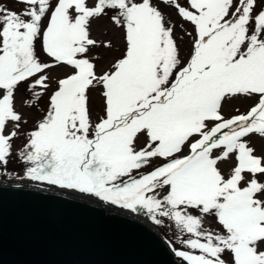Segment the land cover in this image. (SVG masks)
Listing matches in <instances>:
<instances>
[{
  "label": "snow or ice",
  "instance_id": "1",
  "mask_svg": "<svg viewBox=\"0 0 264 264\" xmlns=\"http://www.w3.org/2000/svg\"><path fill=\"white\" fill-rule=\"evenodd\" d=\"M8 2L0 176L168 222L177 264H264V0Z\"/></svg>",
  "mask_w": 264,
  "mask_h": 264
},
{
  "label": "water",
  "instance_id": "2",
  "mask_svg": "<svg viewBox=\"0 0 264 264\" xmlns=\"http://www.w3.org/2000/svg\"><path fill=\"white\" fill-rule=\"evenodd\" d=\"M177 261L168 241L145 220L51 188L0 181V264Z\"/></svg>",
  "mask_w": 264,
  "mask_h": 264
},
{
  "label": "rangeland",
  "instance_id": "3",
  "mask_svg": "<svg viewBox=\"0 0 264 264\" xmlns=\"http://www.w3.org/2000/svg\"><path fill=\"white\" fill-rule=\"evenodd\" d=\"M5 2L8 3L9 8H12L14 10H18L19 8L22 7V5H18L16 3L8 2V0H5ZM172 19L175 21L176 17L172 16ZM177 23H178V21H177ZM107 27H108L107 19H102V20L96 22V24L93 25V37L98 38V33L100 31H103ZM177 34L182 35V33H180L179 30H178ZM118 36H119L118 33H114L112 31L109 32V37L112 38L114 42L117 41ZM99 38H103V37H99ZM187 47H188L187 41H185V43L182 46V53H183V51H185L187 49ZM119 48H122L121 44H117V48L114 49L112 52L104 53L105 60L107 61V60L114 59L115 57H117L120 54L119 51L117 50ZM23 91H24L23 88H21V91L19 93H17V101L18 102L20 99L26 98V97H22ZM250 103H251L250 101L235 100V101H233V103L231 105L225 106V115L227 116V115H231V114H236L235 113L236 108H239L241 112H244ZM101 107H102V100L95 93H93L92 98H91V109H92V116H93L94 120L96 119L97 113H99L101 111ZM18 110L24 111L26 113L27 119L29 121V123L24 126L25 130L30 129L32 127L33 121L38 119L40 116V113L37 112L35 109L31 110L30 112L27 111L26 109L18 108ZM23 143H24V135L21 134L20 139L15 141L16 150H18L19 147ZM254 143H256V147L259 151L260 150V144L258 142H255V141H254ZM23 167H24V165H23L22 161L17 160L15 158L9 164V170L12 171L13 175H16L17 173H19ZM0 181H9V180L7 179V177L0 176ZM9 182H21V183L37 185L34 182H28V181H9ZM43 187H47V186H43ZM51 189L62 191V192H67L66 190H61V189H57L54 187ZM132 214H134V213H132ZM135 215L142 217V219H144L145 221H147L148 223L153 225L156 229H158V231L163 235V237L168 241V243L170 241L176 240V235H177L176 230L168 222H165V224L163 226H156V225L152 224L151 221L146 216H144L143 214H135ZM175 246L179 247L178 244H176Z\"/></svg>",
  "mask_w": 264,
  "mask_h": 264
},
{
  "label": "bare ground",
  "instance_id": "4",
  "mask_svg": "<svg viewBox=\"0 0 264 264\" xmlns=\"http://www.w3.org/2000/svg\"><path fill=\"white\" fill-rule=\"evenodd\" d=\"M32 185H33V184H32ZM65 193H68V194H71V195H74V196H78V197H81V198H84V199H88V200H91V201L97 202L95 199H90V198H87V197L82 196V195H80V194H73V193H70V192H68V191L65 192ZM122 211H124V212H126V213H129V214L133 215L134 217H136V218H138V219H140V220H144V219H142V217H140V216H138V215H135V214H132V213L126 211V210H122Z\"/></svg>",
  "mask_w": 264,
  "mask_h": 264
}]
</instances>
